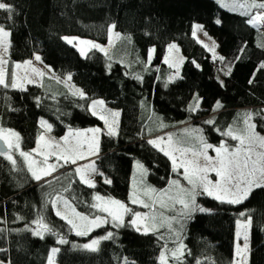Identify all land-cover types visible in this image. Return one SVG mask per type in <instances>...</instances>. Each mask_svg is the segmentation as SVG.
Listing matches in <instances>:
<instances>
[{
    "label": "trees",
    "instance_id": "16d2710c",
    "mask_svg": "<svg viewBox=\"0 0 264 264\" xmlns=\"http://www.w3.org/2000/svg\"><path fill=\"white\" fill-rule=\"evenodd\" d=\"M7 2L15 8L11 20H6V14L0 10V24L11 32L8 82L12 80L15 63L29 61L39 53L43 62L58 74H71L86 95L65 91L54 96L37 85H28L26 91L0 86V127L15 129L23 150L30 151L42 131L41 118L48 119L53 133L61 137L69 127L104 125L98 116L91 114V101L98 98L105 99L120 115L118 134L111 138L102 134L100 154L94 160L111 183L96 175L97 184L89 187L75 173L67 180L65 176L74 169L70 165L46 177L50 184L44 180L37 182L19 154L15 156L16 167L0 155V249H3L0 261L48 264L50 249L58 247V264H122L125 257L134 264H161L164 240L158 231L147 235L135 231V226L130 224L135 218L131 212L122 226L108 225L113 238L103 240L98 251L92 252L79 247L91 235L76 236L74 230H69L66 221L55 215L51 203L45 204L49 199L45 193L68 187L63 196L79 212L98 214L96 209L88 207L97 203L94 199L97 194L106 199L128 200L135 161L145 165L148 181L156 189L166 188L175 180L177 172L169 157L147 143L157 135L172 134L175 138L182 134V129L201 125L207 142L219 146L221 141L226 144L232 140L221 135V131L234 122L240 126L242 115L248 112L256 116L259 129L264 132V68L260 67L264 64V32L253 28L247 22L250 16L242 14L247 10L254 15L258 8L244 7L234 12L221 6L218 0ZM255 2L264 3V0ZM247 3L251 0L238 1V4ZM196 23L202 24L217 41L216 57L194 37ZM113 24L144 64L140 67V73H144L142 79H137L127 65L107 54L94 49L83 56L63 39L82 36L107 43ZM173 43L181 47L184 61L181 76L170 81L163 77L173 69L164 61ZM152 48L151 65L143 68L149 62ZM220 57L224 58L223 63ZM229 63L231 72L226 74L228 69L224 65ZM190 105L194 111L187 110ZM206 120L214 123L205 124ZM62 177L63 182L57 180ZM199 203L208 211L195 212L186 226L183 264H235L236 221L247 220L249 216L252 223L248 264H264V188H255L241 204L221 203L207 195L199 196ZM131 211L141 212L142 208L133 207ZM38 216H43L44 223L69 243L61 245L55 235L47 232L40 239L31 231H24L38 229L34 223ZM171 261L177 264L176 260Z\"/></svg>",
    "mask_w": 264,
    "mask_h": 264
},
{
    "label": "snow or ice",
    "instance_id": "6c2138e0",
    "mask_svg": "<svg viewBox=\"0 0 264 264\" xmlns=\"http://www.w3.org/2000/svg\"><path fill=\"white\" fill-rule=\"evenodd\" d=\"M236 7H247L264 9V3H256L255 0H251V3L238 4L236 0H233ZM0 10H2L6 15V20L12 19V14L15 12L14 6L7 2V0H0ZM243 15L250 16L248 23L252 24L254 27L257 26L259 21H264V13H257L251 15L249 11H244ZM219 23V21H217ZM196 29H201V25H196ZM111 29H115V25H111ZM195 35V31L193 33ZM11 35L10 30L0 24V48L7 53L9 43L8 37ZM119 35V34H117ZM204 35H207L205 32ZM69 44L73 42V39L79 38H68L63 37ZM81 44H88L90 48H96L103 51V47L91 42L80 40ZM175 45H170L169 50L171 51ZM208 47V45H204ZM151 51H154L152 49ZM213 55L215 52L213 50ZM238 58V57H237ZM35 60L40 61L41 57L35 55ZM223 63L224 58L220 57ZM165 63H169V60L165 59ZM7 61L3 56H0V86L4 88H19L21 91H26L23 87L22 80L28 79L27 74L24 77L18 78L16 74H13L12 80L9 83L6 80V75L3 70V65ZM31 64V61L25 62ZM21 65L16 64L15 67L19 68ZM170 67L173 64L169 65ZM231 63L224 65L228 69L226 74L231 72ZM264 68V64L260 65ZM223 71V68L221 69ZM32 72L43 76L44 73L40 72L38 69L33 68ZM71 79V75L68 76ZM137 79H142V77H137ZM31 79H28V83H32ZM221 87L224 86L222 80L219 81ZM252 83V80H249ZM75 95V93H73ZM81 97L84 93L81 91L79 93ZM199 99L196 100L197 105L199 104ZM39 103V100H37ZM97 106L100 107V112L96 111ZM219 106V102H217ZM90 107L92 109L91 114L93 116L99 117L100 120L104 122L107 128L106 133L104 130L96 127L90 128L86 131L76 130L73 131L71 127L68 129V134L63 136L60 142L56 141L55 138L52 140L45 141L44 135L40 136V141L43 143L44 147L50 148L51 151L43 153V160L37 161L32 159V152H25L23 150L19 151V156L26 162L27 170L31 173V177L40 182L44 180L45 184H50L51 182L45 178L51 176L58 167H63L66 164L77 165L79 160L87 159L91 156L99 155V145H100V135L103 133L108 137H115L118 133L116 130L117 120L116 118L120 115L119 111H111L104 108V101H91ZM14 110V109H13ZM188 111H194L190 105L187 109ZM253 113H244L241 117L240 126H229L226 130L221 131V135L230 137L232 140L238 141L237 147H230L221 141L219 146L208 143L203 137L202 133L196 136H189L191 129L182 130V134L177 135L175 138L172 135H167L156 138L149 139L147 143L155 148H158L165 156L169 157L172 161L173 170L179 175H182L183 179L187 182L190 187H184L180 184L179 180H171V185L175 188V192H168L166 190H159V200L151 199V201H146L141 197L148 196L149 193L156 194L158 190L151 188L144 183L145 173L147 169L143 168L139 162H137V167L141 169L138 173V181L135 185L136 191L133 192L131 197L132 204H140L144 208L151 209V214H142L140 212H132L131 209L123 202L113 199L105 198L100 195H95L94 199L97 203H91L88 205L89 208L96 209L99 213H106L105 216L98 215L95 212L90 214H83L77 212L75 207L69 202L67 198L63 196V192L68 191L69 188L65 187L62 191H53L45 193V196L49 199L45 200V204L51 203L53 209L55 210V215L61 220L66 221L70 226L69 230H74L76 236H85L91 232L92 229L101 227L109 222L112 223L113 227H120L123 225V214L130 213L135 218L130 221V224L135 226V231L142 232L144 235L149 234L153 229H158L164 226L165 217L161 213L156 214L155 208L157 202L161 209L175 208V205L179 204L180 208L177 209L178 215L173 217H168L169 231L172 232L171 222L175 221L181 224L183 227V221L188 219L191 214L195 211H208L196 203V198L199 195H207L221 203L228 204H241L246 200L251 192L255 188H264V136H261L256 132V124L252 123ZM205 124H213L212 120L204 121ZM40 124L45 128L47 132L52 130L53 125L47 123L43 119L40 120ZM199 132V130H196ZM88 133H91L89 136ZM9 137L15 138V143H13ZM75 138V142L72 139ZM19 134L7 130L5 133L0 130V141H3L4 147L7 149H17L19 150ZM161 145H165L161 147ZM4 147H0V155L6 156L11 162L13 167L17 166V160L13 158L10 152L4 151ZM59 148L60 151L56 149ZM213 150L216 156H211L208 154L209 150ZM35 152H41V149H33ZM55 156L56 161L52 164L48 163L50 156ZM61 161L63 163H61ZM39 165V166H37ZM180 169L183 172L180 173ZM74 173L79 175L81 182L87 184L89 187H95L94 181L90 178L91 176L100 175L105 183H111V180L104 176L102 172L96 167L95 161L89 162L87 165H78L73 169ZM215 172L218 179L213 181L209 179V173ZM75 199V197H73ZM58 204H62L64 211L62 212ZM69 213L71 215H69ZM245 213H241L244 216ZM108 217H111L109 221ZM22 219V218H21ZM38 225V229L25 228L24 231H31L33 235L44 238V233L55 235L57 237V242L61 245L68 244L69 241L57 232L54 228H51L48 224L44 223V217L38 216L34 221ZM238 226V231L236 233L237 237L243 236L244 244L243 250L241 251L239 245H237V255L241 256L242 253L248 251V239H249V229L251 226V217L249 216L247 220L236 221ZM2 231V229H0ZM114 234L109 231L102 237H96L90 240V242L80 245L79 247L88 251H98V246L101 240L112 239ZM177 240H179V234L177 233ZM183 244H178L177 248L171 250V258L176 260L177 264H183L182 256L184 255ZM3 251V249H0ZM60 252V248L52 247L50 249V256L48 257V264H55L54 257ZM191 254L190 251L188 253ZM246 259V256L243 257ZM161 264H164L165 255L162 253L159 257ZM0 264H4L0 261ZM122 264H134V261H129L126 257L122 258Z\"/></svg>",
    "mask_w": 264,
    "mask_h": 264
},
{
    "label": "rangeland",
    "instance_id": "374dc122",
    "mask_svg": "<svg viewBox=\"0 0 264 264\" xmlns=\"http://www.w3.org/2000/svg\"><path fill=\"white\" fill-rule=\"evenodd\" d=\"M238 1L239 0H236V3H238ZM218 2L221 4V6H223L224 8H226L228 10H231V11H234V12L242 10L241 7H236L234 5L233 0H218ZM196 25H201L202 28L201 29H196L195 28ZM194 31H195L194 37L203 46L204 45H208V47L207 48L205 47V48L208 49L212 54H213V50H214L215 57H216L219 54V52H218L217 41L215 40V38H213L205 30L204 26L202 24H200V23H196L194 25L193 33H194ZM205 32L207 33V35H204ZM117 34H119V35H117ZM64 37L79 38V39H73V42L71 43V45L76 47L77 50L83 56H86L88 52H90L91 50H94L96 48H90L88 44H81L80 40L91 41V42H94V43L102 46L103 49H104L103 51H100L99 49H96V50L107 54L113 60H117V61H120V62L124 63L125 65H127L132 70V74H136L138 77H143V75H144V73H140V67H142L144 64H142V62L140 61L139 56L134 54L133 50L131 49L132 47L130 46L131 44L128 43L127 40H126L127 38L124 35L120 34L116 30V28L114 30H112L111 26H110L107 43H100V42H98L95 39L88 38V37H82V36H64ZM8 43H9V47H8L7 53H5L3 51V48H0V56H3L4 59L7 61V63L3 65V70L5 72L7 81H9V79H10L9 78V72H8L9 61H10V46H11L10 36L8 37ZM172 45H175V47L172 49V51L169 53V55L167 57V60H169V63H167V64L168 65L173 64V66H171L173 71L169 75H167V77H163V78H166V80H170V81L176 80L177 78H179L181 76V74H182V64H183V61H184V55L182 53V50H181V47L179 46V44L178 43H173ZM152 49H154V48H152ZM35 55H39L41 57V55L39 53H37ZM153 56H154V51L151 52V55H150V58H149V62L143 68H147V66L149 67L151 65V61L153 59L152 58ZM29 61H31V64H27L25 62H18V63H15L14 67H13V74L15 73L18 78L24 77L25 74H27L28 79H31L33 81L32 83H28V79H23L22 83H23V87L25 89L27 88L28 85H37V86H40L41 88H43L47 93L52 94L54 96H59L65 91H69L71 93H75V95H77V96H80L79 93L82 91L84 93V96L86 95L84 89L73 80L71 74H67V75L58 74L57 72L54 71V69L51 66H49V65H47V64H45L43 62L42 57H41L40 61H37V60H35V56H34L33 59H31ZM16 64H20L21 66L19 68H17V67H15ZM33 68L38 69L40 72H43L44 75L43 76H39V75L33 73L32 72ZM69 75H71V79L70 80L68 79ZM12 77H13V75H12ZM15 89H19V88H15ZM100 100L104 101V108L105 109L111 110V111H115L114 109H112V108H110L108 106L107 101L105 99L98 98L95 101H100ZM91 111H92V109H91ZM96 111L98 113L100 112V107L99 106H97ZM118 118L119 117L116 118L117 121H118ZM41 119H43L47 123L51 124V122L48 119H46V118H41ZM252 123L256 124V132L259 133L261 136H264V132H262L259 129V124H258V122L256 120V116L255 115H253ZM40 126H41V124H40ZM96 127H99L101 129H103L104 133H106V131H107V128H106L105 125H103V126H94V127H89V128H83V129H72V130L73 131H76V130L86 131V130H88L90 128H96ZM117 127H118V123L116 124V130H118ZM41 129H42V131H41V133L39 135V138L37 140V143H36L35 147H33L30 151H25V152H32V159H35L37 161H42L43 160V158H44L43 153L51 151L50 148L44 147L43 143L40 141V136L41 135H44L45 141H49L50 142L52 140V138H55L56 141L60 142V144L63 145V141L61 140V138L68 134V130H67V132L63 136L59 137V136H56L53 133V127H52V130L50 132H47L45 130V128L42 127V126H41ZM0 130H3L5 133L7 132V130H12V131L18 133L15 129H12V128L0 127ZM182 130H184V129H182ZM182 130L180 131L181 133H182ZM191 130L192 131L190 133L193 134V136H196V135H198L200 133H202V135L204 136V128L201 125L194 126ZM196 130H199V132L196 131ZM102 134L99 137L100 144H101V136H102ZM88 135L90 136L91 133H88ZM168 135H172V134H168ZM19 137H20V135H19ZM9 139L13 143L16 142L14 137H9ZM70 139H72L73 142H75V138H70ZM19 145H20L19 150L14 148V149H11L9 151L14 159H15L16 154H19V151L23 150L20 140H19ZM226 145L234 148V147L238 146V141L228 140V141H226ZM164 146L165 145H161V147H164ZM37 148L41 149V152L38 153V152L33 151V149H37ZM56 150L60 151L59 148H57ZM99 154H100V145H99ZM208 154L211 155V156H214V157L216 156V153L213 150H211V149L209 150ZM98 156L94 155V156H91V157H89L87 159L79 160L77 165H71V164H66V165H70L71 167H74V168H76L78 165H87L89 162L94 161ZM55 161H56V157L53 155V156L49 157L48 163L52 164ZM137 162H139L141 165H143V168L146 169L145 165L142 162L135 161V163H134V172H133L132 182H131V189H130V194H129L128 200L127 201L119 200V201L125 203L131 210L133 209V207L134 208L139 207V208H142V211L140 213H142V214H151V212H152L151 209L144 208L140 204H132L131 203V197L133 195V192L136 191L135 185H136V183H137V181L139 179L138 173L141 171V169H139L137 167ZM61 163H63V162L61 161ZM37 166H39V165H37ZM61 168L62 167H58L57 170H59ZM56 171H54L52 174H54ZM179 171H180V173H182L183 169H180ZM73 173H74V171H70L69 173H67L65 178L67 180L70 179L72 177ZM76 175L79 178V175L78 174H76ZM208 175H209V179H211L213 181H216L218 179V177L216 176L215 172H210ZM65 178L62 177V178L57 179V180H60L61 182H63ZM90 178L94 181V184H97L98 178L96 177L95 174L93 176H91ZM57 180H55L53 182L54 185L57 182ZM175 180H179L180 184L182 186H184V187H190L189 185H187V182L183 179L182 175H179L178 173H177V176L175 177ZM144 183H145V185L156 189L155 187H153L149 183L147 172L145 173ZM156 190H158L156 194L149 193L148 196L141 195L140 198H142V199H144L146 201H149V202L151 201V199L159 200V189H156ZM160 190H166L168 192H175V188L171 184L169 186H167L166 188H163V189H160ZM199 196H201V195H199ZM199 196H197V198H196L197 205H199L200 207H202V208L207 210V208L205 206H203V205H201L199 203ZM69 202L73 205V203L70 200H69ZM57 207H59L62 212L64 211L62 204H58ZM179 208H180V205L177 204V205H175V208L161 209L160 206H159V203L157 202V204H156V208H155L156 214L160 215L162 213L163 216L165 217V221H164V226L159 227L158 229H153L152 231H158L160 238L162 240H164V246H163L161 254L163 253L165 255V261H164L165 264H171V262H172L171 261L172 260V258H171V250L176 249L178 244H183L185 246L186 226H187L190 218L194 215L195 212H197V211L193 212L188 219L183 221V227H181V224L178 223V222H175V221L171 222V227H172L173 231L170 232L169 231V227H168L169 222L167 221V218L178 215L177 209H179ZM76 211L79 212L77 209H76ZM69 215H71V214L69 213ZM98 215L105 216L106 213H99L98 212ZM126 215H127V213L123 214V222L125 220ZM108 219H109V221H111V217H108ZM110 224H112V223L109 222V223H107V224H105V225H103L101 227L92 229L91 232L87 234V235H91V238L89 240H87L86 242H84L83 244L90 242V240L93 239V238L102 237V236H104L106 234V232L111 231V229L108 227V225H110ZM237 231H238V226H237ZM250 232H251V226H250V229H249L248 251L246 253H242L241 256L237 255V245H239V247H240V249L242 251L243 250L244 239H243L242 235L240 237H237V235H236V239H235V264H248V262H249ZM177 233L179 234V240H177ZM102 241L103 240H101V242ZM99 246H100V244H99ZM184 251H185V248H184ZM57 255H58V253H57ZM57 255L53 258L55 264H58L57 260H56ZM244 256H246V259L243 258ZM159 261H160V259H159Z\"/></svg>",
    "mask_w": 264,
    "mask_h": 264
},
{
    "label": "built area",
    "instance_id": "2783aa9c",
    "mask_svg": "<svg viewBox=\"0 0 264 264\" xmlns=\"http://www.w3.org/2000/svg\"><path fill=\"white\" fill-rule=\"evenodd\" d=\"M257 13H264L263 11H261V10H256L255 11V14H257ZM259 30H262V31H264V21H259L258 23H257V26H256Z\"/></svg>",
    "mask_w": 264,
    "mask_h": 264
},
{
    "label": "water",
    "instance_id": "95a60500",
    "mask_svg": "<svg viewBox=\"0 0 264 264\" xmlns=\"http://www.w3.org/2000/svg\"><path fill=\"white\" fill-rule=\"evenodd\" d=\"M0 147H4L3 141H0ZM4 151L9 152V149L4 147Z\"/></svg>",
    "mask_w": 264,
    "mask_h": 264
},
{
    "label": "crops",
    "instance_id": "0c3cea01",
    "mask_svg": "<svg viewBox=\"0 0 264 264\" xmlns=\"http://www.w3.org/2000/svg\"><path fill=\"white\" fill-rule=\"evenodd\" d=\"M116 111V110H115ZM117 123H118V121H117ZM161 136H162V134H161ZM160 137V135H157L156 137H154V138H152V139H156V138H159Z\"/></svg>",
    "mask_w": 264,
    "mask_h": 264
}]
</instances>
